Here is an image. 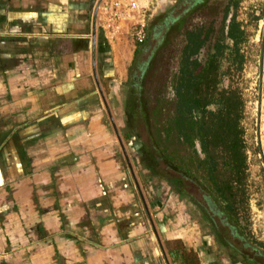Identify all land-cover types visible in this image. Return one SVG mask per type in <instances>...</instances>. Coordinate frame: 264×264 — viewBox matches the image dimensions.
Returning <instances> with one entry per match:
<instances>
[{
    "label": "crops",
    "instance_id": "crops-1",
    "mask_svg": "<svg viewBox=\"0 0 264 264\" xmlns=\"http://www.w3.org/2000/svg\"><path fill=\"white\" fill-rule=\"evenodd\" d=\"M100 2L0 0V249L20 250L0 264H203L184 214L141 205L107 152L92 89L121 85L134 54Z\"/></svg>",
    "mask_w": 264,
    "mask_h": 264
},
{
    "label": "trees",
    "instance_id": "trees-1",
    "mask_svg": "<svg viewBox=\"0 0 264 264\" xmlns=\"http://www.w3.org/2000/svg\"><path fill=\"white\" fill-rule=\"evenodd\" d=\"M219 1L198 0V5L175 18L153 53L152 66L174 45L178 47L171 56L176 67L166 81L170 98L163 91L161 101L151 107V143H145V150L151 153L154 173L175 180L180 193L179 180L195 181L254 246L258 244L248 237L240 216L250 200L249 146L244 127L247 101L244 89L234 80L230 78L228 86L223 85V77L229 75L234 79L242 73L247 61L242 46L248 38L236 15L229 19L230 2L234 0H228L222 9ZM218 8L223 15L219 35H215ZM198 11L203 12L206 21L192 23ZM205 49L208 51L202 57ZM228 58L230 66L224 71L222 64ZM141 91V85L133 84L129 114L136 122L141 120L139 115L143 111L138 98ZM167 169L175 176L167 174Z\"/></svg>",
    "mask_w": 264,
    "mask_h": 264
},
{
    "label": "rangeland",
    "instance_id": "rangeland-1",
    "mask_svg": "<svg viewBox=\"0 0 264 264\" xmlns=\"http://www.w3.org/2000/svg\"><path fill=\"white\" fill-rule=\"evenodd\" d=\"M227 2L229 1L220 0L218 3L220 4L219 8L222 9ZM189 7L183 0L166 2L163 6H157L156 4L151 6V14L147 20L146 39L140 42L130 37L127 39L128 42L125 43V46H122V50L128 56L134 54L127 78L125 77L122 84L119 85V83L110 82L114 78L110 77L104 83V88L93 87V107L100 109L102 112L101 117H103L105 128L110 132L108 144L109 146L114 144L113 149L107 151L110 159L112 162L118 163V168H123L124 180H127L124 185L130 184L134 194H137L140 198V194L143 195L141 205L144 203L147 208L155 209L158 212L162 209H170L168 217L183 213L189 223V228H191L190 234L195 237L194 242L199 244L202 249L203 264H248L246 259L234 255L235 253L217 242L211 227L202 222L198 207L181 197L176 188L169 191V188L163 182V180L168 179L159 177L157 173L151 170V153L145 150V143H151V107L157 101H161L159 96L163 91H166L165 96L170 98L171 90H166V81L169 80V74L176 67L177 62L171 61V56L178 50V47L174 45V49H169L164 54L163 59L158 64L155 62L154 66H152L154 63L152 61L153 53L159 47L171 22L178 16L183 15ZM229 9V19L235 14L247 32L248 42L242 46L247 61L240 76L236 75L233 79V77L226 74L227 76L223 77V85L228 86L231 78L244 89L247 101L244 127L246 128V141L249 146L250 178L248 180V191L250 192V200L249 206L245 212H240V216L241 225L245 232L249 234L248 237L253 240V244L259 245L252 246L256 250L252 252V255H248L251 251L249 248H246V250L242 248L241 250L251 260L255 258L260 264H264V135L262 134L264 128L261 127V122L258 137V119L261 115L259 98L262 96L260 93L262 79L260 71L263 62L264 0H238V4L237 0H234L230 2ZM202 14L203 12L198 11L194 15L192 23L205 22L206 18ZM222 15L223 12L220 10L216 16L217 32L215 35H219L218 30ZM115 42L123 43L116 40ZM226 42L228 41L226 40ZM129 44L130 46H128ZM229 46L231 49V43ZM207 51V49L203 50L202 57L205 56ZM151 66L154 67L152 75ZM229 66L230 60L228 58V60L223 61L222 68L225 71ZM135 83L142 87L138 97L143 108V111H140L139 117L141 120L139 122H136L133 119L134 116L129 114L130 93H132L133 84ZM260 146L263 154L260 151ZM147 149L149 148L147 147ZM166 173L175 176L171 170L167 169ZM164 221H161V223ZM46 223L49 222L46 221ZM235 244L240 246L238 240ZM9 251L13 253L12 255L20 252L18 249L13 250V247L11 249L9 247L0 249V259L8 256ZM33 252H35L34 249ZM231 255H234L235 261L231 258Z\"/></svg>",
    "mask_w": 264,
    "mask_h": 264
},
{
    "label": "flooded vegetation",
    "instance_id": "flooded-vegetation-1",
    "mask_svg": "<svg viewBox=\"0 0 264 264\" xmlns=\"http://www.w3.org/2000/svg\"><path fill=\"white\" fill-rule=\"evenodd\" d=\"M189 8L198 5V0H183ZM169 183L170 190H175V180L168 179L165 180ZM182 186V192L177 191L181 197L192 202L193 205L198 207V212L202 218V222L208 224L211 227L212 233L215 235L217 242L222 245H227V249H231V251L237 256L249 257L248 255H252V252L256 250L252 247V245L246 240V237L240 233V229L231 223L221 206L208 194L205 190H203L195 181L193 180H179ZM174 188V189H173ZM142 196V194H140ZM240 242V246L248 247L251 251L250 253L244 254L243 250L239 245H236V241ZM232 247V248H230ZM254 255L256 253H253ZM249 257L248 262L252 261L253 264H259V261L255 258Z\"/></svg>",
    "mask_w": 264,
    "mask_h": 264
},
{
    "label": "built area",
    "instance_id": "built-area-1",
    "mask_svg": "<svg viewBox=\"0 0 264 264\" xmlns=\"http://www.w3.org/2000/svg\"><path fill=\"white\" fill-rule=\"evenodd\" d=\"M143 1L101 0L99 13L108 25L107 27L112 33L111 36L113 39L118 40L119 36L121 37L125 31L131 38L137 39L140 42L146 39L149 10L147 6L143 5ZM133 28H135L134 31L132 30ZM262 114L263 112L261 111L260 122ZM262 134L264 135V129L262 130Z\"/></svg>",
    "mask_w": 264,
    "mask_h": 264
},
{
    "label": "water",
    "instance_id": "water-1",
    "mask_svg": "<svg viewBox=\"0 0 264 264\" xmlns=\"http://www.w3.org/2000/svg\"><path fill=\"white\" fill-rule=\"evenodd\" d=\"M259 131H260V117L258 119V137H259ZM260 151L263 154V150H262L261 146H260Z\"/></svg>",
    "mask_w": 264,
    "mask_h": 264
}]
</instances>
